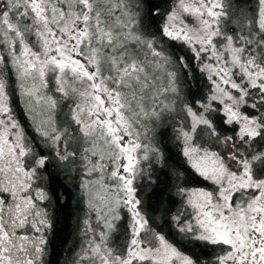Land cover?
I'll list each match as a JSON object with an SVG mask.
<instances>
[{
  "label": "snow or ice",
  "instance_id": "6c2138e0",
  "mask_svg": "<svg viewBox=\"0 0 264 264\" xmlns=\"http://www.w3.org/2000/svg\"><path fill=\"white\" fill-rule=\"evenodd\" d=\"M62 214L64 264H264V0H0V264Z\"/></svg>",
  "mask_w": 264,
  "mask_h": 264
},
{
  "label": "trees",
  "instance_id": "16d2710c",
  "mask_svg": "<svg viewBox=\"0 0 264 264\" xmlns=\"http://www.w3.org/2000/svg\"><path fill=\"white\" fill-rule=\"evenodd\" d=\"M74 224H75L74 218L62 214V218L58 225L60 231L58 232L55 241V246L57 248V255L53 258L55 261H58L59 264H64V260L70 256V253H68L66 249L69 247H73L70 233L72 228L74 227Z\"/></svg>",
  "mask_w": 264,
  "mask_h": 264
}]
</instances>
